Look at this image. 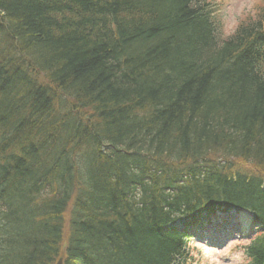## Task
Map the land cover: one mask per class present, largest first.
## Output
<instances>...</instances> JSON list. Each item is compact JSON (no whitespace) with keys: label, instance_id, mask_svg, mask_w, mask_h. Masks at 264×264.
Here are the masks:
<instances>
[{"label":"trees","instance_id":"trees-1","mask_svg":"<svg viewBox=\"0 0 264 264\" xmlns=\"http://www.w3.org/2000/svg\"><path fill=\"white\" fill-rule=\"evenodd\" d=\"M211 5L0 0V264H188L243 209L264 264V6Z\"/></svg>","mask_w":264,"mask_h":264},{"label":"rangeland","instance_id":"rangeland-1","mask_svg":"<svg viewBox=\"0 0 264 264\" xmlns=\"http://www.w3.org/2000/svg\"><path fill=\"white\" fill-rule=\"evenodd\" d=\"M211 7L214 10V16L220 23V32L225 37L230 35L240 22H245L253 18L257 12L264 6V0H211ZM234 165L242 167L244 170H251L249 164L236 162ZM63 232V240L66 239V220ZM226 242V241H225ZM228 241L219 248H210L201 243L197 244V253L193 264H245L240 250L231 249V243Z\"/></svg>","mask_w":264,"mask_h":264},{"label":"water","instance_id":"water-1","mask_svg":"<svg viewBox=\"0 0 264 264\" xmlns=\"http://www.w3.org/2000/svg\"><path fill=\"white\" fill-rule=\"evenodd\" d=\"M57 264H60V260H58Z\"/></svg>","mask_w":264,"mask_h":264}]
</instances>
